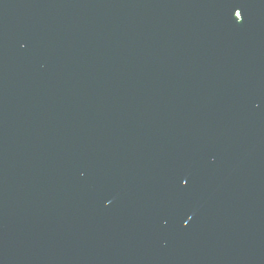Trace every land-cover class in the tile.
Instances as JSON below:
<instances>
[{"label":"water","instance_id":"water-1","mask_svg":"<svg viewBox=\"0 0 264 264\" xmlns=\"http://www.w3.org/2000/svg\"><path fill=\"white\" fill-rule=\"evenodd\" d=\"M0 264H264V0H0Z\"/></svg>","mask_w":264,"mask_h":264},{"label":"snow or ice","instance_id":"snow-or-ice-1","mask_svg":"<svg viewBox=\"0 0 264 264\" xmlns=\"http://www.w3.org/2000/svg\"><path fill=\"white\" fill-rule=\"evenodd\" d=\"M235 16H240V13L235 10Z\"/></svg>","mask_w":264,"mask_h":264}]
</instances>
